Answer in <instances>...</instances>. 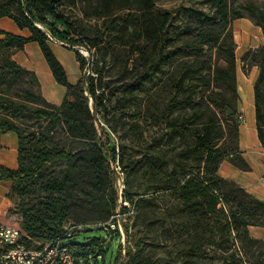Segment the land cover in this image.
Returning <instances> with one entry per match:
<instances>
[{"label":"trees","instance_id":"16d2710c","mask_svg":"<svg viewBox=\"0 0 264 264\" xmlns=\"http://www.w3.org/2000/svg\"><path fill=\"white\" fill-rule=\"evenodd\" d=\"M135 1L148 13L144 23L146 39L160 40L166 36L165 25L169 15L165 13L159 20L150 12L156 0ZM127 2L128 0H120L119 5L126 6ZM210 6L218 14L212 18V22H215L223 33L222 37L205 41L216 46L219 54L217 60L221 61L223 66L216 64L213 67L208 86H212L211 93L214 89L219 90L220 101L217 108L223 114V120L233 124L235 136L236 59L231 23L235 19L245 17L260 27L264 33V9L249 3L246 5L248 13L243 15L241 12L232 11L226 0H210ZM58 7L57 0H0V19L8 18L20 30L26 29L31 34L29 38H24L1 32L4 38L0 40V76L4 78L9 76L13 79L27 78L30 89L25 91V97L38 104L36 108H31L11 97L0 95V134L12 132L18 137L17 169L8 170L0 167V178L12 183L10 198L19 217L16 221L26 233V237L22 238L23 243L30 249H41L48 243L58 245L70 251L79 264H98L99 259L104 261L103 249L108 247L107 240H102L104 236L88 238L87 242L83 240L82 243L72 242L76 234L68 238L64 224L75 217L76 211L85 209L84 205H76V200L80 199L83 203L95 204L96 208L102 205L97 217L99 221L105 222L111 218L118 201V192L115 188L118 173L112 169L116 162L121 173L127 174L124 179L123 200L136 207L137 216L143 210L142 204L152 199L149 196L143 197L144 195L133 191L131 187V177L143 168L144 175L151 180L148 189L144 190L145 193L161 192L174 197L175 205L169 213L170 218L174 215L184 218L196 213L207 216L220 215L223 222L217 230L225 234L227 240L225 243L237 227L243 228L245 240L252 243L262 242L251 238L247 227H264V202L251 197L240 187L217 175L220 162L225 158H232L234 138L231 150L222 154L220 146L215 143L214 120L204 123L196 129L197 131H192L191 143L169 158L163 155L138 159L127 155L123 145L118 148L111 147L110 137L101 125L99 116L106 120L110 112L107 102L113 95L99 80L101 71L97 70L94 76L88 79L81 78L77 84L72 85L68 83L62 65L49 47V43H52L50 37L66 43L64 46L74 51L82 72L86 66L91 67L93 64V52L88 61L74 49L78 46L91 51L83 37L76 34L73 25L58 11ZM194 38L204 39L201 34ZM28 42L38 44L54 80L66 89L59 107L49 104L42 97L35 73L19 66L12 58V55ZM242 61L244 70L251 66H257L259 69L254 85V96L258 138L264 147V46L247 51ZM164 62L161 61V64ZM184 81L185 77H180L174 83L173 90L176 93L183 90ZM34 87L38 92L32 90ZM115 110H119V107ZM229 110L233 112L232 115L228 114ZM13 113L34 119L37 123L36 130L25 128L12 117ZM180 131V128L169 127L165 133L152 136L149 147L158 146L163 138L180 136L182 132ZM190 158L203 160L202 167L197 173L187 169L185 162ZM223 186L231 187V190L239 193L242 199L233 196L232 204L229 205L228 198L221 190ZM223 200H226L228 209H225L223 203L218 207ZM121 212L122 215L128 214L124 207H121ZM75 222L83 221L76 219ZM149 232V223L137 228L132 235H128L126 230L127 252L125 257H122L121 246L118 245L119 251L113 264H141L129 244L141 241ZM211 232L214 235L212 229ZM220 243L221 241L214 240L209 242L223 253L231 251L238 257V251L228 246L224 248ZM201 246L193 245L189 247L187 253L194 257L209 258L210 254L203 251ZM259 255L264 257V252ZM261 262L264 264V259ZM238 264H245L242 257H238Z\"/></svg>","mask_w":264,"mask_h":264},{"label":"rangeland","instance_id":"374dc122","mask_svg":"<svg viewBox=\"0 0 264 264\" xmlns=\"http://www.w3.org/2000/svg\"><path fill=\"white\" fill-rule=\"evenodd\" d=\"M57 1L58 11L73 25L76 34L81 35L91 49L78 48L79 53L89 61L93 52V64L85 67L82 78L88 79L94 76L95 71L100 70L99 80L112 92L113 97L107 102L110 112L106 120L99 116L101 125L110 137L111 147L118 148L123 145L127 155L138 159L163 155L169 158L191 143L192 131H197L204 123L214 120L215 143L220 146L222 154L231 150L233 124L226 123L217 108L220 101L219 90L214 89L211 93L212 86H208L213 67L216 64L223 66L217 60L219 54L216 46L205 41L216 39L223 33L212 22V18L218 14L210 6V0H156L150 12L159 20L165 13L169 15L165 25L166 36L160 40L146 39L144 23L148 13L135 0H128L123 7L119 5L120 0ZM226 1L232 11L241 12L243 15H247L246 5L249 3L264 9V0ZM197 34H201L204 39L194 40ZM161 61H165L164 64ZM180 77H185L184 88L176 93L173 85ZM27 89H30L27 78L0 76V95L36 108L38 104L25 97ZM32 90L38 92L35 87ZM226 96L229 97V94ZM115 106L119 110H115ZM11 115L25 128L36 130L37 123L34 119L20 113ZM171 126L180 128L181 135L163 138L158 146L150 148L152 136L165 133ZM180 161L182 160H176ZM185 164L188 170L197 173L203 160L190 158ZM112 169L121 173L117 162L112 165ZM126 175L123 174L122 178L125 179ZM120 178L118 174L117 184ZM150 183L151 180L144 175L143 168L135 172L131 177L133 191L152 199L142 204L143 210L139 216L134 205H129V214L122 215L121 208L119 210V224L125 238L126 230L128 235H132L137 228L146 223L150 224L147 237L129 244L141 264H238V257H242L245 264H262L264 257H260L259 253L264 252V241L252 243L245 240L243 228L237 227L225 243V234L217 230L223 222L220 215L196 213L184 218L175 215L170 218L169 213L175 205L174 197L161 192L145 193L144 190L148 189ZM221 190L228 198L229 205L232 204L233 196L242 199L229 186H223ZM107 198L110 199V196ZM222 203L228 209L226 200L220 202L218 207ZM76 205H84L85 209L76 211L75 217L69 219L64 228L72 225L86 227L76 234L72 242L82 243L83 240L87 242L88 238L103 237L99 230L101 221L97 219L102 205L96 208L95 204L83 203L81 199L76 200ZM167 209L169 212H166ZM76 219L83 222L76 223ZM211 240L221 241L224 248L228 246L238 251V257L231 251L223 253L210 245ZM193 245H202V250L209 253L210 257L189 255L187 250ZM103 250L105 259H99L97 263L113 264L119 251L118 242L114 241ZM121 255L124 256L122 252Z\"/></svg>","mask_w":264,"mask_h":264},{"label":"crops","instance_id":"0c3cea01","mask_svg":"<svg viewBox=\"0 0 264 264\" xmlns=\"http://www.w3.org/2000/svg\"><path fill=\"white\" fill-rule=\"evenodd\" d=\"M232 35L235 44L236 59L235 76L237 98L234 103L235 121L237 124L234 136V151L232 158L223 159L217 170V175L243 189L251 197L264 202V147L258 138L256 127V108L254 85L259 75L257 66L244 70L242 57L249 50L264 46V33L260 27L248 18H238L232 21ZM1 32L11 33L24 38L31 34L28 30H20L8 19H0V40L4 38ZM55 58L62 65L68 83L75 85L82 78L80 65L74 51L65 46L49 43ZM13 60L21 67L35 73L39 91L49 104L59 107L64 99L66 89L59 85L35 42H28L21 50L12 55ZM243 117V122L238 121ZM18 166V137L15 133L0 134V167L16 170ZM12 183L0 178V222L18 223V215L14 211V203L10 198ZM249 236L264 241V227L250 226Z\"/></svg>","mask_w":264,"mask_h":264},{"label":"built area","instance_id":"2783aa9c","mask_svg":"<svg viewBox=\"0 0 264 264\" xmlns=\"http://www.w3.org/2000/svg\"><path fill=\"white\" fill-rule=\"evenodd\" d=\"M40 27V26H39ZM52 43L59 45H67L66 43L58 42L50 37ZM78 48L75 50L80 52ZM238 121L243 122V117L238 116ZM121 176V180H118L117 192H118V207L116 213L105 222L99 223V230L102 232L107 241L118 242L121 246V252L125 257L127 239L123 233L122 227L119 224V210L121 207L129 209V203L123 200L124 191V179L122 173H118ZM129 214V210H128ZM86 226L72 225L69 228H64L67 232V237H72L73 234H77L85 230ZM26 237L21 224L0 222V264H79L76 257L67 249L58 245H51L50 243L44 245L41 249H30L22 241V238Z\"/></svg>","mask_w":264,"mask_h":264},{"label":"water","instance_id":"95a60500","mask_svg":"<svg viewBox=\"0 0 264 264\" xmlns=\"http://www.w3.org/2000/svg\"><path fill=\"white\" fill-rule=\"evenodd\" d=\"M228 114H229V115H232L233 112L229 110V111H228ZM102 240H103V241H106V237H103ZM107 245H108V247H110V246H111V242H110V241H107Z\"/></svg>","mask_w":264,"mask_h":264}]
</instances>
